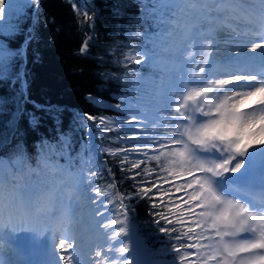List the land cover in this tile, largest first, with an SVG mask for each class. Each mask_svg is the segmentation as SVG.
Segmentation results:
<instances>
[{"label": "trees", "instance_id": "16d2710c", "mask_svg": "<svg viewBox=\"0 0 264 264\" xmlns=\"http://www.w3.org/2000/svg\"><path fill=\"white\" fill-rule=\"evenodd\" d=\"M8 3L0 17V159L13 169L19 162L33 178L47 162H65L87 207L96 204L93 191H109L122 217L119 237L129 226L149 264H180L183 229L162 230L170 225L158 213L168 204L158 197L184 188L203 208L211 195L188 175L199 170L191 137L188 144L176 138L184 99L169 89L157 93L186 75L163 59L187 51L169 23L173 8L161 0H29L18 11ZM88 125L100 163L85 156ZM224 230L206 226L205 235L214 242Z\"/></svg>", "mask_w": 264, "mask_h": 264}, {"label": "rangeland", "instance_id": "374dc122", "mask_svg": "<svg viewBox=\"0 0 264 264\" xmlns=\"http://www.w3.org/2000/svg\"><path fill=\"white\" fill-rule=\"evenodd\" d=\"M8 1L17 2L15 6L17 5L16 9H18L19 11L21 9V6H23L25 2L29 0H0V17L5 16L4 10L8 9L7 4L10 5ZM161 1L163 2V4L173 8L172 18L169 23L170 25H172L171 26L172 31L175 30L174 32L175 34H177V32H180V34L182 33L181 35L186 39V50H187L185 56L173 58L170 55L168 56L165 55L163 59H165L168 62H175L177 64H180L181 67H183V69L186 71V75L184 78H182V80L175 79L168 88L158 89L157 92H160V94L163 95L169 89L175 92L177 96L183 98L186 103L185 105L186 114L184 115L185 118H182V120L184 121L183 129L182 131H180V135L179 134L176 135L178 136L176 138L188 144L187 142L189 140L188 139L189 136L191 137L190 139H192V142L195 141L200 144L213 143L214 146L219 149L218 160L215 159L213 161L206 160L203 156L199 155L197 153L198 151L197 148L195 150L190 149L189 151L193 155L198 165L194 169H200L198 172H195L196 175H199L198 180L200 181V182L198 181L195 186L206 190L209 193V195H211V200L216 205L215 208L216 212L220 214L222 218H224L225 220H228L229 217H231V221H234L235 224V227H231L227 229L225 228V232H227V234L218 238L215 237L214 242L218 243L219 241L223 240L233 244H242V243L264 244V238H259V234H257L256 232L257 231L256 227H254L256 225L253 226L254 229L252 228V222H254L253 217L241 207L242 203H240L241 204L240 205L235 200L217 194L216 190L213 188L212 184L210 183V181L214 177L227 178L229 174L233 173L230 170L228 171H225L224 169L218 170L219 168H217V166L225 165L226 161L232 160L233 158H235L236 161L239 158H241L238 153L234 152L232 148H230V143H233L234 141L235 143H239L240 140L245 137L246 131L244 128L246 122L240 118H237L238 116L234 114V111L227 112L224 110L223 105H225V103L223 102V100L220 101V99L217 97V95L219 94V90H216V88L217 86H221V76L218 73L214 71H206L204 73L199 74V76H197V78H199L198 81L200 83L206 81L205 87L197 86L196 85L197 80L193 79L192 77V74L194 73V66L190 60L202 61L205 59L204 61L206 63L211 61L212 58L210 53H212V46H213L208 44L206 45L208 52L203 54L204 57L202 58L201 56L202 54L199 53V49L197 46L204 44L205 39L194 36L195 35L194 27L196 25V11L194 7L188 6V2H195V0H161ZM212 4L214 5L215 1H213ZM206 5L210 6L209 3H206ZM202 15L206 16L207 14L205 12ZM256 23H259L261 25L260 29L262 30L264 27V23L261 21L258 22L256 21ZM206 26H209V24H207ZM237 35L242 38L241 39L242 41H246L247 37H243V35L240 34ZM251 37H253V35H249L248 38L250 39ZM231 54H237V53L232 52ZM4 55L5 53L0 51V59H2ZM207 75L211 77L206 79ZM194 81L196 83L195 85H194ZM206 88H210L211 93L209 92V95H207V97L206 95H204L206 98H202L198 102H195V100L198 98L197 95L199 93H203V91ZM214 90H216L215 93ZM145 104L148 105V103ZM194 104L197 105L194 107ZM215 110H217V112H215ZM211 112H215V113H211ZM231 112L233 113L230 114ZM203 114H207L205 116L208 117L212 115L213 119L209 118L207 121H203L199 125L196 124V118L200 116H204ZM206 125L207 127H205ZM184 137L186 138V140H184ZM172 143L175 142L174 141L169 142V144ZM189 146L190 145H188V147ZM1 161L3 162V164L6 165V170H7L6 174L7 173L13 174L16 171L14 173L15 175L14 174L13 175L14 176L18 175L17 178L21 179V186L17 189V192L15 194H20L24 186L27 185H32L35 186L36 188L40 184H47L57 191L58 204L61 201L64 205L69 207L72 213L74 214L76 213L78 215L77 216L78 218L81 217L83 213L87 212V215L90 219H88L87 222L85 223L86 226L88 227L90 225L94 226L96 222H101V224H108V227L103 229V231L105 232V236L101 246L103 255L108 260V264H112L113 261H116L117 264H148V262L147 263L146 261L144 262V260L136 250L135 240L132 238V235L129 234L130 231L127 228V226H123L124 227L123 237H121V239L119 240V235H117L119 231L117 230H118V224H121L122 217L120 214L116 213L114 207L110 203V196L108 192L102 191L100 193H96V192L93 193L90 197L91 198L99 197V199L96 202L95 206H93L92 208H88L85 207L86 199L84 198V194L80 193L82 191L81 189H79L77 182L73 180L74 178L72 180L70 179L74 190L67 194L66 190L63 189L66 186L67 181L65 180V182H61V180L64 179V177L61 176V173H64L65 175L67 174V177L72 176V172L68 170L67 166L64 163L48 162L45 165L44 169L38 172L37 177L33 178L32 176L30 177L29 171L20 168V164L18 163L16 164L17 170L13 169L11 171L9 166L6 164V162L3 159H0V162ZM233 166L234 165H226V167L229 169ZM244 172L247 171L245 170ZM23 174H26L27 179H24L22 177ZM188 175L191 176L192 173L190 172ZM1 176L2 178H5V180H3L4 186L2 187V189H5L3 191L4 193H7L11 189L8 183V178H6L4 175ZM76 205H78L77 208L75 207ZM245 205L249 208H253V207L264 208V205L260 203H247V204L245 203ZM72 206H74V208ZM94 210L99 213L98 215L95 216V218H93ZM88 217H85L84 220H86ZM41 224L43 225L46 224V221L42 220ZM76 226L77 224L73 221V227L71 229L72 237L76 235V231H77V228L75 229ZM246 230H249L256 238L242 239L244 236H240V234ZM48 233H49V229L45 228V234ZM58 237L60 236L58 235L57 237L53 236V239L55 240ZM95 238L96 237L94 236L92 239ZM121 241H127V244L130 247L126 255L125 252L124 253L119 252V255L117 254V249H120L125 246V244ZM221 252H223L222 249ZM145 258H147V255H145ZM217 262L218 264H220L219 260H217Z\"/></svg>", "mask_w": 264, "mask_h": 264}, {"label": "bare ground", "instance_id": "6f19581e", "mask_svg": "<svg viewBox=\"0 0 264 264\" xmlns=\"http://www.w3.org/2000/svg\"><path fill=\"white\" fill-rule=\"evenodd\" d=\"M213 1H215L214 5L212 4ZM206 3H209L210 6H207ZM188 6L194 7L196 11L194 36L205 39L204 44L197 46L202 58L204 57L203 54L208 52L206 45H213L212 53H210L211 61L206 63L205 59L202 61L190 60L194 66L192 77L197 80V84L194 81V85L205 87L206 81L200 83L197 76L206 71H214L221 76V81H227V83L216 88V90H219L217 97L225 103L223 105L225 111H234V114L238 116L237 118H240L242 108L240 102L256 98L258 106L250 108L245 113L243 120L246 122L249 113L264 112V74L261 73V70L264 69V28L262 30L258 29L259 25L253 24L247 17L248 14L253 19L264 22V0H195V2H188ZM205 12L207 15H202ZM249 23L250 26H248ZM207 24L209 26H206ZM247 27L251 30H247ZM237 34L247 37L246 41H242V38ZM249 35H253V37L249 39ZM232 52L237 54H231ZM210 77L207 75L206 79ZM210 90V88H206L203 93H199L195 102L206 98ZM216 90H214V93ZM196 105L194 104V107ZM203 115L196 118V124L199 125L211 118L205 116L207 114ZM260 124H264V119L260 121ZM260 124H257V127H260ZM250 128L251 125L245 123V136ZM86 150L87 154L93 155L99 160L95 152L93 137L89 131L86 135ZM203 150L204 157L216 153L215 147ZM149 151L146 150V152ZM242 157L244 161L241 162L242 167L238 171L242 174L238 178L248 179L252 182L264 180V145H254ZM245 170L250 171L247 173L244 172ZM6 171V165L1 161L0 175L1 172L5 175ZM62 176L64 177V173H62ZM69 179L72 180L73 178L70 177ZM3 180L5 178L0 176V188L3 187ZM73 190L72 183L69 181L66 189L67 194ZM258 191L264 192V188L258 189ZM262 201L264 202V200ZM59 205L66 209L72 218L75 217L76 213H72L69 207L61 201ZM72 207L74 208V206ZM75 207L77 208L78 205ZM241 207L253 217L252 228L256 227L257 234L264 230V208H249L243 203ZM86 222L87 220L84 221V223ZM44 227V225L41 226L38 223H25L14 231L7 224L0 225V264H61L59 241L62 234L52 229H50L49 234H45ZM80 227H82V223ZM247 233L248 231H245L240 235L246 238L248 237ZM57 235L60 237L54 240L53 236L57 237ZM94 236H96V232L92 231L84 238L88 239Z\"/></svg>", "mask_w": 264, "mask_h": 264}, {"label": "snow or ice", "instance_id": "6c2138e0", "mask_svg": "<svg viewBox=\"0 0 264 264\" xmlns=\"http://www.w3.org/2000/svg\"><path fill=\"white\" fill-rule=\"evenodd\" d=\"M83 15L85 20L91 19L88 13ZM82 47L86 48L87 44L85 43ZM257 106L258 100L256 98L250 99L241 108L240 118L243 120L245 113L250 108ZM88 119L95 118L88 117ZM262 119H264V112L249 113L247 115L246 123L251 125L250 131L239 143H230V147L234 152L244 156L248 149L254 145H264V124H260ZM101 123H106V121H101ZM130 123H135V121H130ZM257 124H260V127H257ZM108 131L110 129H105L106 133ZM132 139H137V137L133 136ZM226 165L234 166L229 169ZM217 167L235 173L240 170L242 163L236 162V159L233 158L226 161L225 165H218ZM36 194V188L32 185L24 186L22 192L18 195L11 193L6 195L3 189L0 188V225L7 224L8 227L15 231L25 223H39L44 220L41 215H37L35 212L36 206L33 201ZM172 194L179 195L173 198ZM165 197H167L168 206L166 211L160 212L158 215L166 225H170L168 228H163V231L176 232V225H181L183 229L177 234L178 246L175 247L180 264H213L217 260L220 261V264H258V262L259 264H264V244H233L223 240L218 243L209 242L211 238L205 235L206 226L209 230L217 231L220 228L235 227L231 217L225 220L216 212V205L212 200L205 199L202 208L201 201L195 196L190 199L184 188H176L171 193L158 198L165 199ZM98 214L94 210L93 218ZM186 222L190 226L185 228L183 226ZM107 227L108 224L96 222L94 226L90 225L86 228V232H96L95 239H85L83 234H81L73 236L69 240L62 235L59 241L61 264H108V260L104 257L101 250L105 236L103 229ZM181 237L186 238V240H182ZM259 238H264V230L259 233ZM93 249L95 250L94 254ZM221 249L223 252H221ZM117 251L120 253L127 252V245L117 249ZM112 264H117V262L113 261Z\"/></svg>", "mask_w": 264, "mask_h": 264}, {"label": "clouds", "instance_id": "9594fccd", "mask_svg": "<svg viewBox=\"0 0 264 264\" xmlns=\"http://www.w3.org/2000/svg\"><path fill=\"white\" fill-rule=\"evenodd\" d=\"M227 81H221V85ZM249 101H241L240 107L245 106ZM35 212L41 215L46 221L47 226L53 231L61 233L65 238L71 239V229L73 227V218L71 214L58 204V193L47 184H40L36 187ZM55 213V215H53ZM93 249V254H94Z\"/></svg>", "mask_w": 264, "mask_h": 264}, {"label": "water", "instance_id": "95a60500", "mask_svg": "<svg viewBox=\"0 0 264 264\" xmlns=\"http://www.w3.org/2000/svg\"><path fill=\"white\" fill-rule=\"evenodd\" d=\"M23 87L25 88V83L23 82Z\"/></svg>", "mask_w": 264, "mask_h": 264}]
</instances>
